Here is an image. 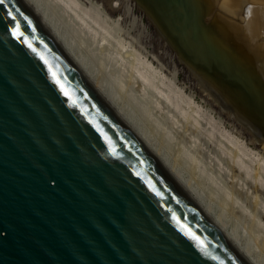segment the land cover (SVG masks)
<instances>
[{
	"label": "water",
	"instance_id": "95a60500",
	"mask_svg": "<svg viewBox=\"0 0 264 264\" xmlns=\"http://www.w3.org/2000/svg\"><path fill=\"white\" fill-rule=\"evenodd\" d=\"M0 264H253L26 0L0 5Z\"/></svg>",
	"mask_w": 264,
	"mask_h": 264
},
{
	"label": "rangeland",
	"instance_id": "374dc122",
	"mask_svg": "<svg viewBox=\"0 0 264 264\" xmlns=\"http://www.w3.org/2000/svg\"><path fill=\"white\" fill-rule=\"evenodd\" d=\"M36 1L74 55L113 96L117 108L137 123L149 145L167 160L202 202L204 199L222 216L226 229L238 239L255 264H264V196L255 191L252 179L235 171V165H231L234 160L228 157V152L232 156L238 154L236 146L225 137L229 132L264 153L262 144L254 142L241 115L229 113L203 89L196 68L180 54L166 31L133 0H120L121 5L116 9L111 8L115 0H75L78 8L81 6L80 12L78 8L75 10L79 12L78 18L74 16L75 11L74 14L67 11L55 0ZM79 16L86 19V25L95 34L80 22ZM142 68L146 69L144 72L152 80L151 84L138 79L137 71ZM178 89L194 100L195 106L192 98L189 101L185 95L187 104L184 101L179 104L191 114L188 118L182 110L175 109V102L173 105L160 94H172ZM202 113H210L212 117ZM211 118L216 123L221 121V126L216 125L220 126L219 134ZM211 133L217 135L211 138ZM247 158L244 156L249 161Z\"/></svg>",
	"mask_w": 264,
	"mask_h": 264
},
{
	"label": "bare ground",
	"instance_id": "6f19581e",
	"mask_svg": "<svg viewBox=\"0 0 264 264\" xmlns=\"http://www.w3.org/2000/svg\"><path fill=\"white\" fill-rule=\"evenodd\" d=\"M26 1L95 89L129 122L156 156L172 172L183 188L187 190L206 212L214 224L253 264H255L250 255L247 254L248 252L240 245L238 239L226 229L223 223L224 220H222L223 222L221 221L222 216H218L214 212L213 207L204 202V199L202 202L201 199L196 196L189 184L183 181L177 172L172 170L167 160L160 156L149 145L145 137H143L139 131L137 123L117 108L118 105L113 96L97 83L89 73L90 71L85 67L86 65L80 61L81 59L79 60L74 55L68 42L63 36L61 37L54 27H52L51 21H49L50 17L45 13L41 5L38 4L36 0ZM55 1L58 4H62L67 11L70 10L73 14L78 8V4L75 0ZM111 1L113 0H110V2ZM133 1L137 3L150 19L166 31L170 41L173 42L180 54L196 68L201 76L203 89L209 92L214 100L222 105L229 113L240 114V117L245 120L246 123L241 121L252 132L254 142L261 143L264 149V0H179L180 4L179 2L170 4L164 0ZM120 5L121 1L115 0L111 4V8L116 9V7ZM80 8L81 6L79 5L78 11ZM78 14L76 13L74 16L77 15L76 17L78 18ZM79 19L86 28L91 30L90 26L86 25V19L80 16ZM91 32L95 34L94 31L91 30ZM144 70L146 69H139L137 71V77L142 82L151 84L152 80H150V77ZM178 91L179 89L175 90L172 94L164 92H160V94L165 100L173 103V105L175 102V105L177 104L175 109L179 108L177 110H182L183 113H181L185 115V117H187V115L190 117L189 115L191 114H189L183 106L179 105L180 103L183 104L182 101L187 104L188 101H186L185 98L186 94H183L181 89L179 91L180 94ZM186 97L188 98L187 95ZM191 98H188V100ZM192 100L193 98L191 101ZM180 107L183 109H180ZM202 110L198 111L201 113ZM209 114L210 113L205 115L208 118L212 117L209 116ZM210 120L212 122L214 119L212 120L211 118ZM207 122H209V120ZM214 123L216 126L219 122L216 123L215 121ZM214 123L212 124L214 125ZM212 124H209L210 127ZM217 126L214 129L215 131ZM208 131L210 130L208 129ZM221 131L224 132L225 130L223 131L222 129ZM211 132H213V130ZM219 133L220 132H218V134ZM230 133L231 132H229L227 136L225 132L224 135L226 138L228 137L229 141L232 143L229 144L236 146L238 151V154H234L236 151L234 150L232 153L234 154L233 156L228 152V156L227 151L224 150L228 157L231 156L229 160H234L233 162L231 161V165H235L234 169L236 172H240L252 179L255 191H260L264 196V153L254 150L248 145L246 140H239L235 135L233 136L231 135L232 133ZM208 134L210 136V133ZM214 135L211 133V138H213L212 136ZM223 137L224 136H222V138ZM229 151L231 152V150ZM244 156L245 158L248 157L250 160L246 161ZM252 163H254V165ZM243 188L247 189V187ZM255 197L257 198L258 196Z\"/></svg>",
	"mask_w": 264,
	"mask_h": 264
},
{
	"label": "snow or ice",
	"instance_id": "6c2138e0",
	"mask_svg": "<svg viewBox=\"0 0 264 264\" xmlns=\"http://www.w3.org/2000/svg\"><path fill=\"white\" fill-rule=\"evenodd\" d=\"M4 4V0H0V5ZM17 11H19V9H17ZM8 16L12 17L13 19H15V17L12 16V12H8L7 13ZM13 35H22V33H20L19 31V27L17 26L16 28L12 29ZM29 47H31V45H29ZM57 83H59V81H57ZM63 90V89H62ZM67 95V93H65ZM196 238V237H193Z\"/></svg>",
	"mask_w": 264,
	"mask_h": 264
}]
</instances>
